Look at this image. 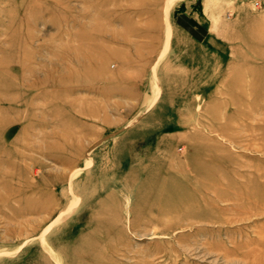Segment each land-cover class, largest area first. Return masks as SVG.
Instances as JSON below:
<instances>
[{
    "label": "rangeland",
    "instance_id": "rangeland-1",
    "mask_svg": "<svg viewBox=\"0 0 264 264\" xmlns=\"http://www.w3.org/2000/svg\"><path fill=\"white\" fill-rule=\"evenodd\" d=\"M0 264H264V0H0Z\"/></svg>",
    "mask_w": 264,
    "mask_h": 264
}]
</instances>
